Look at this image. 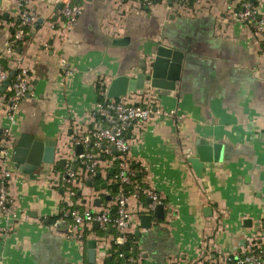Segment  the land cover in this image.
<instances>
[{"label": "crops", "instance_id": "crops-1", "mask_svg": "<svg viewBox=\"0 0 264 264\" xmlns=\"http://www.w3.org/2000/svg\"><path fill=\"white\" fill-rule=\"evenodd\" d=\"M74 2L82 14L67 28L61 2L30 0L38 19L18 50L32 90L13 125L14 165L24 138L29 148L34 141L57 142L54 162L42 161L33 171L15 166L10 191L18 222L13 226L0 215V264H89L88 244L71 237L64 224L57 226L70 223L61 217L68 196L51 182L58 165H68L60 164L58 152L69 150L71 165H80L77 146L88 148H68L76 124L92 128L101 87L107 97L114 78L150 73L160 45L184 53L180 80L175 90L153 87L157 113L127 134L139 140L126 157L144 188L162 195L163 211L157 214L146 194L130 195L132 226L118 244L137 250L135 264H224L225 253L244 254L252 233L264 236V29L256 33L254 24L235 17L242 0H194L188 6L168 1L141 9L126 0ZM251 2L264 20V0ZM16 17L17 0H0V52ZM139 93L126 96L137 101ZM9 124L0 104V137ZM215 145H222L217 152ZM200 146L209 149L211 160L198 174L190 159L198 158ZM40 153L44 158L43 147ZM94 153L101 185L80 178L71 201L82 209L113 208L110 185L118 160L99 149ZM96 229L93 224L87 239L97 241L96 264H105L111 253L105 258L103 251L111 250L116 235Z\"/></svg>", "mask_w": 264, "mask_h": 264}, {"label": "built area", "instance_id": "built-area-1", "mask_svg": "<svg viewBox=\"0 0 264 264\" xmlns=\"http://www.w3.org/2000/svg\"><path fill=\"white\" fill-rule=\"evenodd\" d=\"M135 1L138 5L152 7L158 3L172 1L176 5L188 6L194 0H126ZM52 2H61L62 7L59 14L65 19L67 28H70L82 14V6L75 3L74 0H52ZM123 3L125 0H116ZM243 8L235 11L234 15L246 24H254L256 33L264 29V20L259 18L258 10L251 0H242ZM30 0H17V17L13 23L12 31L9 33V39L0 52V59L7 58L9 66L0 63V86L7 80L11 71L14 75L10 80L4 93H0V104L2 111L8 121L9 126L4 128L3 135L0 137V215L8 219L12 225H16L17 212L10 191V184L16 175V167L12 160L13 146V125L17 122V115L21 101L27 96L30 89L31 76L29 68L25 64L24 57L19 53V47L25 42L26 37L34 24L37 22L38 15L30 7ZM261 51L264 55V38L261 41ZM64 62V61H63ZM138 100L129 99L128 96L100 101L90 117L95 124L92 128L85 130L81 124H76L74 132L71 134L69 149L74 145L82 144L88 149L76 154L80 160L78 167L72 166L69 160L71 155L67 150L60 148L59 159L67 162L65 170L55 169L52 177V184L62 187L68 196V203L61 212V217L69 219V235L81 243H85L88 231L92 230L94 222L99 223V228L111 229L117 231L116 239L113 243L125 238L127 232L132 226L133 213L129 208V197L132 194H146L152 202L151 207L162 204V195L150 188H144L136 178L135 169L132 168L126 155L130 152L134 141L139 138H129L127 134L136 126L143 125L150 121L157 105V95L153 87H146L139 90ZM66 146V145H65ZM67 147V146H66ZM65 147V148H66ZM114 148L119 154L114 155ZM94 149H99L105 156L113 157L118 160L117 173L113 178V183H119L118 192L114 195L113 208L103 210H93L90 208L82 209L71 201L76 196V183L80 178L86 177L93 179L98 172L99 159L94 153ZM132 187V191H127L125 187ZM249 244L246 252L225 253L224 264H264V236L260 232H254L248 238ZM100 243L106 245V237L100 238ZM104 248V247H103ZM110 249L106 247L103 254L106 258ZM123 256V254H120ZM130 263L135 264L136 259L129 257Z\"/></svg>", "mask_w": 264, "mask_h": 264}, {"label": "water", "instance_id": "water-1", "mask_svg": "<svg viewBox=\"0 0 264 264\" xmlns=\"http://www.w3.org/2000/svg\"><path fill=\"white\" fill-rule=\"evenodd\" d=\"M59 7H62V3L59 4ZM42 20L40 19L39 22ZM38 26V23L35 27ZM20 48V47H19ZM184 58V53L182 51L177 50L173 47H168L165 45H160L157 48V52L155 58L153 60V67L150 73L141 72L136 75L135 78H130L127 75H120L114 78L108 89H107V98H119L122 96L127 95L128 92H135L140 89H143L146 82H150L151 86L154 88L164 89V90H175L177 84L180 80L181 69H182V61ZM14 71H11L10 77L5 80L2 85L0 86V93H4L5 89L10 83L12 75H14ZM30 90H32L30 88ZM25 138L20 142L19 147L16 149V155L14 158L15 166L18 167L20 170H28L33 171L36 167L40 166L42 161L46 163L54 162L55 156V149H56V140L51 141H34V145L29 148V142H25ZM221 146L215 145L214 150L215 152L218 149H221ZM43 147L45 156L44 158L41 156V149ZM31 149L28 150L27 149ZM77 154L82 153L81 146H77ZM116 154H119L114 148ZM198 158H191L190 161L193 164L196 172L201 174V169L203 164L210 159V152L205 146H200L198 148ZM64 160H60V164L64 165ZM112 197V196H111ZM110 196L108 199L111 198ZM152 202V200H150ZM156 211L159 212L163 211V205L158 204L155 207ZM211 207H206V211H211ZM208 214V213H207ZM144 219H150L149 214L143 215ZM60 224H64L66 230H68L69 222L60 220L57 222V226ZM95 228H99V223L94 222ZM149 225H145L146 228H149ZM110 230V229H109ZM127 244V243H126ZM97 260V241L95 239H90L88 241V261L89 264H96Z\"/></svg>", "mask_w": 264, "mask_h": 264}, {"label": "trees", "instance_id": "trees-1", "mask_svg": "<svg viewBox=\"0 0 264 264\" xmlns=\"http://www.w3.org/2000/svg\"><path fill=\"white\" fill-rule=\"evenodd\" d=\"M7 58H2L0 59V63L6 64L7 63ZM101 91V95H100V101H104L106 99V88L105 87H101L100 89ZM58 169L61 170H65L64 167L59 166L58 165ZM94 186L99 187L101 185V178L97 175L94 176L93 180H92ZM110 188L112 189V192L114 194H116L118 192L119 189V183H111ZM127 191H132V187L129 185L128 187H125ZM56 218V217H55ZM112 233H114L115 235H117V231L114 228H111ZM95 232L98 235H102V234H108L109 230L108 229H96ZM89 239H86L85 244H88ZM129 241V239H128ZM110 256H108L105 259V264H133L130 263V261L128 260L129 257H131L132 255H135L137 253V250L134 249H127L124 245L122 244H118V243H113L112 248L110 250ZM120 254H123V256H121Z\"/></svg>", "mask_w": 264, "mask_h": 264}]
</instances>
